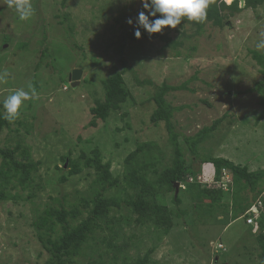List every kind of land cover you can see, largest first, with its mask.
<instances>
[{"label":"rangeland","instance_id":"obj_1","mask_svg":"<svg viewBox=\"0 0 264 264\" xmlns=\"http://www.w3.org/2000/svg\"><path fill=\"white\" fill-rule=\"evenodd\" d=\"M225 1L229 4L233 0ZM30 3L32 16L20 20L7 0H0V74L7 73L0 82V111L5 114V99L18 89L30 92L34 88L36 93L23 102L14 118L22 124L12 122L10 129L2 130L0 146L14 147L16 141H21L31 158L41 162L37 175L43 189L33 201H0V264H44L47 255H39L41 246L31 222L46 206L64 204L70 209L79 197L92 198L100 190L93 169L61 182L69 169L63 156L70 152L74 158L82 152L91 155L98 147L104 161L112 162L114 176H121L124 160L137 143L152 141L158 142L164 152L165 160L159 166L171 163V134L164 123L156 126L150 121L155 109L152 97L163 83L188 85V90L166 96L174 107L185 106L175 113L173 122L187 167L205 178L212 175V166L195 158L184 138L224 117L218 130L199 146L200 153L247 165L250 171L264 169V119L256 121L264 106L261 94L255 90L263 78V67L252 53L264 55V49L256 47L264 39V5L234 14L226 10L223 27L209 23L200 34L195 33L194 25L185 24L165 28L158 33L160 38L132 40L128 32L134 26L127 21L135 20L143 10L141 0ZM164 35L170 40H163ZM185 35L189 38L185 39ZM178 39H183L184 44L176 48L170 41ZM40 51L52 55L53 61L51 67L36 71ZM74 69L83 71L76 87L69 79ZM124 70L125 87L132 99L120 110L111 111L97 127L90 126V108L104 99L103 81ZM222 179L220 186L228 192L231 187L225 171ZM181 189V207L193 208L188 184ZM18 191L23 197L30 193L20 187L13 193ZM178 193L179 190L175 195ZM107 195L124 197L120 186ZM172 196L173 193L166 195L169 203ZM229 198L227 194L225 201ZM120 211L113 210L114 215L133 218L126 206ZM188 213L174 214V225L168 234L152 225L140 230L135 224L128 226L118 221L124 227L126 240L133 245L129 249L131 257L154 249L151 259L155 264H261L258 230L250 232L251 226L243 218L223 216L216 220L195 209ZM132 233L135 238L130 237ZM219 243L225 250H216Z\"/></svg>","mask_w":264,"mask_h":264},{"label":"trees","instance_id":"obj_2","mask_svg":"<svg viewBox=\"0 0 264 264\" xmlns=\"http://www.w3.org/2000/svg\"><path fill=\"white\" fill-rule=\"evenodd\" d=\"M263 5L264 0H245V5L242 8L240 0H234L230 4H227L225 0H209L207 16L202 22L188 21L187 18H183L182 23L178 26L194 25L195 33L200 34L204 26L209 23L212 26L223 27L226 19L223 12L226 10L234 14L245 9H256ZM134 30L129 31L128 36L132 40H137ZM141 31L143 38H160L158 33L149 35L143 29ZM161 38L165 41L170 40L165 35ZM184 38H189V36L185 35ZM170 43L178 48L184 44V40L178 39L170 41ZM179 53L177 52V54ZM252 53L263 67V78L256 83L255 90L261 94V102L264 106V55L257 51H252ZM40 54L41 61L38 63L36 71L41 67H51V61H53L52 55L46 51H40ZM125 71L117 72L103 81L104 99L90 108L92 115L90 126L97 127L99 121L108 119L111 111L120 110L124 103L132 99L130 91L125 87ZM183 90H188L187 83L177 86L163 83L152 97L155 109L150 116V121L156 126L160 122L164 123L167 132L171 134L169 141L173 152L169 165L159 166L165 160L164 152L158 142L152 141L137 143L136 148L124 160V170L121 176H114L111 169L112 162L104 161L103 154L98 147L91 151V155L82 152L78 158H74L70 152L62 157V161L67 163L69 169L67 176L64 175L60 178L61 182H67L68 177L78 175L85 169H93L96 172L95 182L100 185V190L98 189L99 191L92 198L79 197L78 202L73 204L70 209L66 208L64 204L46 206L31 222L41 246L39 255L43 253L47 255L44 264H153L151 255L154 249H149L144 255L138 254L136 258L131 257L129 249L133 245L126 240V235L123 233L124 227L119 225L118 221H122L128 226L135 224L140 230H143L146 225H152L153 229L168 234L174 225V214L179 216L189 214V211L195 209L202 216L212 217L216 220L223 216L236 220L242 218L253 203L262 197L264 169L250 171L247 165L235 164L227 158L217 157L212 153H200L198 149L210 134L218 130L224 117L214 121L211 126L204 127L194 136H186L184 142L195 158H199L202 164L212 166V175L208 180L223 183L222 174L224 170H229L232 177L231 189L226 192L217 184L210 187L200 182H187L190 176L197 180L198 176L202 174H197L196 169L187 167L186 154L183 146L179 143V135L175 131L174 115L185 106L174 107L166 97L168 93ZM263 119L264 107L256 117V121L260 122ZM12 122L22 124L15 119H6L5 114L0 111V134L3 129H10ZM127 126L131 127L128 123ZM0 160H2L0 201L14 204H18L20 200L33 201L38 196V192L43 189L37 175L41 162H35L31 158L29 150L19 140L16 141L14 147L0 146ZM175 182L188 183L189 198L193 202V208L181 207L184 202L183 191L179 187V193L175 195ZM119 186L122 188L124 197L107 195L109 191L117 189ZM18 187L24 191L29 190L30 193L25 197L20 191L13 193V190ZM168 193H173L170 203L166 198ZM227 194H230V198L225 201ZM50 198L53 201L57 200ZM124 206L131 210L133 218L114 215L113 210L118 212ZM252 214L254 215V213ZM250 226V232L258 230L256 239L261 250L259 253L261 264H264V208L260 209V213L255 216V222ZM130 237L135 238V233H132ZM120 239L122 243H120ZM82 258L84 259L82 260Z\"/></svg>","mask_w":264,"mask_h":264},{"label":"clouds","instance_id":"obj_3","mask_svg":"<svg viewBox=\"0 0 264 264\" xmlns=\"http://www.w3.org/2000/svg\"><path fill=\"white\" fill-rule=\"evenodd\" d=\"M7 3L10 8L15 9L20 20H28L33 14V8L30 0H7ZM141 3L143 10L138 13L137 18L135 20L129 18L127 21L130 26H134V35L137 39L142 38L141 29L146 31L149 35L161 33L165 28L169 26L175 29L182 23L183 18H187L188 21H195L198 23L202 22L207 16V9L209 7V0H141ZM261 35H264V33H262ZM256 47L258 50L264 49V39H261L257 43ZM6 76V72L0 74V82H3ZM29 87L31 88V86ZM35 94L36 93L34 88L31 89L30 92L25 91L24 89H18L12 95L8 96L3 103V108L5 109V118L12 120L16 116H18L23 102L30 100ZM224 171L229 177L228 185L230 186L232 185V177L230 175V171ZM194 181L206 184L210 187H213L214 184H217V186L223 184L220 181L213 182L211 180H208V178H204L203 175H199L197 180L193 176H190L187 182L192 183ZM187 182H175L174 185L178 183L179 190V187L184 186V184H188ZM178 190L175 192L176 194ZM261 195L262 197H260L259 199L263 200L264 192ZM256 202H254L253 205H256ZM248 211L242 217L246 223L248 217L253 216L255 219V216L260 213V209L258 213H254L255 216ZM247 225L250 226L252 224L247 223ZM216 249L225 250L224 244L219 243L216 246Z\"/></svg>","mask_w":264,"mask_h":264},{"label":"water","instance_id":"obj_4","mask_svg":"<svg viewBox=\"0 0 264 264\" xmlns=\"http://www.w3.org/2000/svg\"><path fill=\"white\" fill-rule=\"evenodd\" d=\"M245 5V0H240V6L243 7ZM83 71L81 69H74L71 73L69 79L71 81L72 86L76 87L80 84L82 78ZM176 191L178 190V183L175 184Z\"/></svg>","mask_w":264,"mask_h":264},{"label":"built area","instance_id":"obj_5","mask_svg":"<svg viewBox=\"0 0 264 264\" xmlns=\"http://www.w3.org/2000/svg\"><path fill=\"white\" fill-rule=\"evenodd\" d=\"M256 205H253L250 210L248 211L249 213H258L259 212V209L261 208H264V203H263V200L262 199H259L257 202ZM254 217L253 216H250L247 218V223L248 224H253L254 223Z\"/></svg>","mask_w":264,"mask_h":264}]
</instances>
